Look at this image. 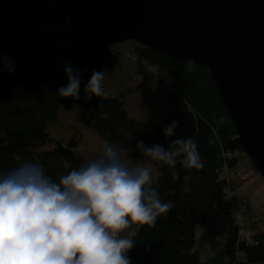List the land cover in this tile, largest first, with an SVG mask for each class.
Here are the masks:
<instances>
[{
    "label": "trees",
    "instance_id": "16d2710c",
    "mask_svg": "<svg viewBox=\"0 0 264 264\" xmlns=\"http://www.w3.org/2000/svg\"><path fill=\"white\" fill-rule=\"evenodd\" d=\"M10 18L29 26L59 27L60 31L41 39L23 55H8L18 37L0 29L4 48L0 57L10 60L14 69L0 71V171L31 162L58 182L61 175L90 162L76 154L75 137L62 143L46 133L61 107H72L69 99L58 96V89L68 83L66 68L79 74V92H85L94 71H122V54L116 44L99 43L76 32L67 14L50 0H11L3 23ZM133 52L139 61L166 70L172 78L167 113L155 124L131 115L119 98L93 96L88 101L87 126L108 144L128 152L136 151L139 141L167 150L173 140L191 137L204 166L184 169L178 158L175 180L173 169L160 167L152 187L173 207L154 227L139 229L128 253L131 264H264V224L246 228V212L244 231L249 240L241 237L234 215L240 202L246 209L244 198L235 193L241 177L226 173L243 158H247L248 171L258 172L237 138L208 68L138 43ZM173 120L179 121L178 127L166 138L163 130Z\"/></svg>",
    "mask_w": 264,
    "mask_h": 264
},
{
    "label": "clouds",
    "instance_id": "9594fccd",
    "mask_svg": "<svg viewBox=\"0 0 264 264\" xmlns=\"http://www.w3.org/2000/svg\"><path fill=\"white\" fill-rule=\"evenodd\" d=\"M4 67L14 70L0 57V71ZM66 76L67 86L58 89V96L78 100L79 74L67 67ZM104 79V72H93L86 101L107 95ZM178 124L173 120L164 136L172 137ZM136 148L147 159L131 166L120 149L105 142L101 158L61 175L58 182L31 162L0 171V264H131L128 253L139 229L154 227L173 207L152 187V162L173 169L174 180L178 158L184 169L204 166L191 137L173 140L167 150L143 141Z\"/></svg>",
    "mask_w": 264,
    "mask_h": 264
},
{
    "label": "water",
    "instance_id": "95a60500",
    "mask_svg": "<svg viewBox=\"0 0 264 264\" xmlns=\"http://www.w3.org/2000/svg\"><path fill=\"white\" fill-rule=\"evenodd\" d=\"M10 1L0 0V29ZM50 1L90 40H130L207 67L237 138L264 182V0Z\"/></svg>",
    "mask_w": 264,
    "mask_h": 264
},
{
    "label": "rangeland",
    "instance_id": "374dc122",
    "mask_svg": "<svg viewBox=\"0 0 264 264\" xmlns=\"http://www.w3.org/2000/svg\"><path fill=\"white\" fill-rule=\"evenodd\" d=\"M3 28L16 33L18 37L11 45L8 55H23L34 48L41 39L60 31L59 27L49 25L29 26L17 18L6 20ZM136 45V42L129 40L115 45L122 54L123 68L122 71L104 72L103 87L110 97L121 99L131 115L157 124L168 111L166 96L171 92L170 88H173L174 82L166 70L139 61L133 52ZM7 70L8 68L4 67L2 71ZM79 97L78 100L67 98L71 101L72 107L70 109L61 107L56 121L47 128L46 133L62 143L75 137L78 141L76 154L91 162L103 156L106 141L87 126L86 121L91 114L88 108L89 100H85V92H79ZM121 154L131 166H135L137 160L147 159L139 150L133 152L121 150ZM152 163L155 182L160 175V167L164 164ZM247 169V158H243L236 167L228 169L226 173L230 177L237 175L241 177L235 193L245 200L246 228L250 229L252 226L264 224V182L258 173Z\"/></svg>",
    "mask_w": 264,
    "mask_h": 264
},
{
    "label": "built area",
    "instance_id": "2783aa9c",
    "mask_svg": "<svg viewBox=\"0 0 264 264\" xmlns=\"http://www.w3.org/2000/svg\"><path fill=\"white\" fill-rule=\"evenodd\" d=\"M229 196L233 197L235 200L237 199L235 198L234 192H229ZM245 213H246L245 206L240 202V204L235 207V214H234L235 221L239 229V234L244 240L248 241L249 235L244 231V226L246 221Z\"/></svg>",
    "mask_w": 264,
    "mask_h": 264
}]
</instances>
